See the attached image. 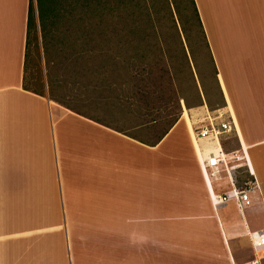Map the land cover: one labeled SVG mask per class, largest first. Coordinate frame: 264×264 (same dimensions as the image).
<instances>
[{
    "label": "rangeland",
    "instance_id": "1",
    "mask_svg": "<svg viewBox=\"0 0 264 264\" xmlns=\"http://www.w3.org/2000/svg\"><path fill=\"white\" fill-rule=\"evenodd\" d=\"M120 1L130 12L129 26L157 34L148 33L144 39L141 35L129 36V45L148 46L153 52L145 57L146 61L174 63L178 71L176 79L164 74L155 86H150L156 94L147 103L141 102L138 120L129 112V81L123 106L88 104L83 100L86 94L79 76L73 82V73L66 67L46 65L38 24L35 29L36 23L33 26L29 21L22 79L25 88L44 92L74 110L123 129L126 134L131 123L154 119L148 128L131 131L150 140L163 127V100L156 96L165 97L173 89L178 98L177 124L168 133V143L157 150L117 143L88 125L80 127L77 133L70 125L71 146L80 135L85 153L84 173L79 174V181L84 178L83 201L80 207L75 206L71 222L75 264H249L254 254L247 227L230 202L215 209L210 206L192 158L186 126L180 119L183 112L189 119L195 117L202 109L197 106L202 103L207 107L219 104L192 11L184 0ZM33 4L35 8L34 0ZM32 17L34 21L33 13ZM175 31L185 47L187 60L196 64L198 74L193 72V81L178 66L184 63V57L179 53ZM49 53L55 57L51 47ZM49 72L53 77L50 87ZM223 147L232 149L237 143L229 138ZM234 174L240 180L252 179L245 166ZM240 180L236 181L238 185L242 184ZM243 217L249 230L258 228L264 233L263 218L254 217L248 207L243 210ZM260 264H264V258Z\"/></svg>",
    "mask_w": 264,
    "mask_h": 264
},
{
    "label": "crops",
    "instance_id": "2",
    "mask_svg": "<svg viewBox=\"0 0 264 264\" xmlns=\"http://www.w3.org/2000/svg\"><path fill=\"white\" fill-rule=\"evenodd\" d=\"M29 1L37 29L33 0H0V264H75L71 222L75 206L83 201L79 174L84 173L85 153L80 135L71 146L70 125L77 133L88 125L117 143L144 150L160 149L175 125L153 146L136 144L44 92L25 88ZM192 1L215 67L222 110L232 118L231 138L245 149L243 165L256 184L245 208L264 219V0ZM180 119L189 129L186 112ZM189 143L202 188L215 209L219 205L212 206L198 164L207 144L200 141L195 148L190 138ZM245 208L239 217L247 233L259 231L249 230Z\"/></svg>",
    "mask_w": 264,
    "mask_h": 264
},
{
    "label": "trees",
    "instance_id": "3",
    "mask_svg": "<svg viewBox=\"0 0 264 264\" xmlns=\"http://www.w3.org/2000/svg\"><path fill=\"white\" fill-rule=\"evenodd\" d=\"M34 1L46 65L49 68L51 63L57 65L59 69L66 67L67 71L73 73V75H70L73 82L77 81V77L79 76L83 81L80 84H82L84 93L86 94L83 100L88 104L102 103L103 105L114 104L117 107L123 106L126 102L124 96L126 85L129 81V112L134 113V118L138 120L141 116L139 113L141 102L147 103L152 96H155V91L151 90L150 86H155L164 74H168L170 79H176L178 71L174 63L167 65L146 61L145 57L152 54L153 49L143 45H129V36L136 35L138 37L141 35L140 38L144 39L148 33V36H156L157 34L155 31L146 33L143 31V28L129 26L130 12L127 10L128 7L125 2L120 0ZM184 1L188 3L193 17L196 20L200 40H202L203 48L206 50L205 55L211 67L213 84L219 98V104L217 106L208 108H217L222 106V96L215 78V67L211 61L193 1ZM30 5L29 1L26 19L24 59L26 56L29 21H32L34 26ZM174 36L179 41V53L184 57V63L178 64V66L183 68V72L193 81V72L198 74L196 64L192 60L191 63L187 60L184 51L185 47L180 42L177 31H175ZM50 47L53 49L55 57H50ZM188 47L190 54V46ZM50 78L53 77L49 72V87L51 85ZM192 84L197 95L196 97L199 98L196 86L193 82ZM156 97L159 99L162 98L163 100L161 102L163 108V121L161 122L163 123V127L151 140L142 139L134 134V132L131 133V131L148 128L150 124L155 122L154 119L139 120L131 123L129 125L130 132L126 134L119 127H111L97 118L90 117L70 108L68 105L61 103L53 97H49V99L77 115L128 136L137 143L153 146L167 134L173 125L177 124L179 114L178 98H175L173 89L165 97H161L160 94ZM180 98L183 100L184 105H186V101L182 97ZM234 178L236 181L240 180L237 176H234ZM244 181V179L240 180V182Z\"/></svg>",
    "mask_w": 264,
    "mask_h": 264
},
{
    "label": "built area",
    "instance_id": "4",
    "mask_svg": "<svg viewBox=\"0 0 264 264\" xmlns=\"http://www.w3.org/2000/svg\"><path fill=\"white\" fill-rule=\"evenodd\" d=\"M197 107L202 109L195 117L190 118L187 130L195 148V144L200 141L207 144L205 147L208 149L202 152L203 156L199 158L198 164L208 197L212 206L232 202L238 214L242 215V209L249 204L248 192L256 187L248 165H243L244 162L247 164L245 149L239 146L226 150L223 147V142L229 140L234 131L228 111L222 110L221 106L210 109L204 103ZM210 145L213 147L209 148ZM242 166L246 167L252 179L238 185L234 171ZM247 235L254 254L249 264H260V260L264 258V233L254 230Z\"/></svg>",
    "mask_w": 264,
    "mask_h": 264
}]
</instances>
